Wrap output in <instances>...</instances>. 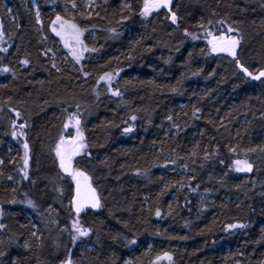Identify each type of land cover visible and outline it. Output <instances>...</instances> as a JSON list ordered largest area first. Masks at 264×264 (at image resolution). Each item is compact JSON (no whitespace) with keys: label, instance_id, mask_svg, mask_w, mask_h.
Returning <instances> with one entry per match:
<instances>
[{"label":"trees","instance_id":"1","mask_svg":"<svg viewBox=\"0 0 264 264\" xmlns=\"http://www.w3.org/2000/svg\"><path fill=\"white\" fill-rule=\"evenodd\" d=\"M142 5L0 0V264H264V77L205 37L238 39L236 58L259 75L264 0H173L148 17ZM62 8L95 49L80 67L50 33ZM69 115L87 145L73 167L102 205L79 214L54 151L76 135ZM76 221L90 234L73 243Z\"/></svg>","mask_w":264,"mask_h":264},{"label":"snow or ice","instance_id":"2","mask_svg":"<svg viewBox=\"0 0 264 264\" xmlns=\"http://www.w3.org/2000/svg\"><path fill=\"white\" fill-rule=\"evenodd\" d=\"M171 0H143V5L141 8L140 15L143 17H147L150 13L153 11H157L159 9L165 8L170 9ZM73 7L75 8L76 5L73 4ZM125 7H129L128 5H125ZM11 11V10H9ZM171 21L173 24H177L178 17L174 12L171 13ZM36 22L42 23L40 19V13H36ZM211 23V21H209ZM219 23H223V21H219ZM200 27H204V25H200ZM51 32L55 34V36L60 38V41L63 43L64 47L69 50V53L73 57V59L76 61V63H80V60L83 58V53L87 51H95V49H89L84 45L83 40L81 37L83 36V30L78 27V25L71 20L65 19L61 15H56L55 19L51 21ZM114 31V29L112 30ZM235 29L232 27L228 28V32H234ZM187 30H185V35H189ZM4 37V33L0 32V40H2ZM205 37L207 38V43L211 48L212 52H226L229 56H232L235 59V63L237 68L243 72L247 76H252L253 79H260L261 77H264V71H261L259 75L253 76V74L248 70L247 67L244 66V64L238 59L237 57V46L239 45L240 41L238 39L233 38L232 36L225 35L221 33L220 35H214L211 31L205 32ZM195 35H193V39H195ZM0 51H6V49H0ZM48 51H51L49 49ZM22 64L28 65V60H22ZM52 67L56 68L57 71H60V69L57 67L55 63H53ZM2 71L7 72L9 71L8 68L2 69ZM85 75H88V73H85ZM101 80H111L112 77L110 74L105 73L104 76L100 77ZM111 91V89H110ZM119 91H113L112 95H119ZM77 108H79V105H77ZM198 111V110H197ZM16 116L19 117L20 113L16 112ZM69 121H74L75 126L77 128L76 135L72 137L70 140H66L65 136L62 134L59 138V140L56 143L55 146V155L59 162V168L61 171L66 173L68 176L72 178V180L76 184V195L72 198L71 204L72 207H74L77 214H79L82 209L87 205L90 206L93 209L100 208L101 205V199L97 194V191L95 188L91 186L90 183H87L89 180V177L80 170H77L73 167V158L81 153L83 149L87 147V145L84 143V136L83 133L80 130V119L77 115H69L68 117ZM132 120H135L136 117H131ZM169 120L172 118L169 117ZM13 127H16V122L12 121ZM20 128L25 127V125H19ZM65 128H68L69 125L65 124ZM133 129L131 127L125 128V133L132 131ZM12 135L15 137L16 133L13 132ZM28 149L29 146L27 143L24 144V179H28ZM236 166L235 170L237 172H248L252 170V164L249 163L247 160H236L233 162ZM11 179V177H9ZM28 204L30 206H34L32 204V201H28ZM157 216L160 215L159 210H157L156 213ZM5 225L0 224V229H3ZM73 232L74 235L71 236V240L73 243H75L80 237H86L90 234V229L83 228L79 225V222L76 221L73 223ZM229 228L232 227H243V225H228ZM33 236H35V233H32ZM27 247V245H25ZM0 255H3L2 252H0ZM167 255V254H165ZM170 259V257H169ZM61 264H73V261L71 258H68L66 260L61 261Z\"/></svg>","mask_w":264,"mask_h":264},{"label":"rangeland","instance_id":"3","mask_svg":"<svg viewBox=\"0 0 264 264\" xmlns=\"http://www.w3.org/2000/svg\"><path fill=\"white\" fill-rule=\"evenodd\" d=\"M173 0H171V2H172ZM96 3V0H83V4H84V8H85V11L86 12H89V8H91L92 7V5L93 4H95ZM67 8H62V10H63V14H64V18L65 19H69L70 17H71V11H70V9L68 8V10H66ZM33 10H34V13H35V16H36V13L38 12V10H37V8L35 7V5H33ZM154 12V11H153ZM151 14V13H150ZM149 14V15H150ZM148 15V16H149ZM147 16V17H148ZM55 19V18H54ZM37 25L38 26H41V23H37ZM50 33L53 35V37H55L57 40H58V42H59V44L61 45V47L63 48V50H64V52H65V54L66 55H64L63 57L64 58H69L70 60H71V65H73V64H75L77 67H80L81 66V64H82V62L84 61V59H85V56L87 55V53L89 52V51H87V52H84L83 53V58L80 60V63H76V61L73 59V57L71 56V54L69 53V50L67 49V48H65L64 47V45H63V43L60 41V38L59 37H57V36H55V34L54 33H52L51 32V28H50ZM81 39L83 40V42H84V35L81 37ZM84 45L86 46V44H85V42H84ZM87 47V46H86ZM87 48H89V49H91L90 47H87ZM64 173V172H63ZM64 174H66V173H64ZM70 177V176H69ZM70 179L72 180V178L70 177ZM73 181V180H72ZM88 183V182H87ZM73 184H74V186H73V188H74V190H76V186H75V182L73 181ZM17 202V201H16ZM88 207H90V206H85L82 210H84V209H86V208H88ZM91 208V207H90ZM73 209H74V207H73ZM75 210V209H74Z\"/></svg>","mask_w":264,"mask_h":264},{"label":"water","instance_id":"4","mask_svg":"<svg viewBox=\"0 0 264 264\" xmlns=\"http://www.w3.org/2000/svg\"><path fill=\"white\" fill-rule=\"evenodd\" d=\"M232 57V56H231ZM233 58V57H232ZM75 186H76V184H75ZM76 191V190H75Z\"/></svg>","mask_w":264,"mask_h":264}]
</instances>
